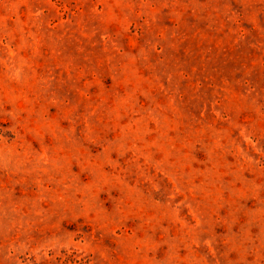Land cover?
Here are the masks:
<instances>
[{"label":"rangeland","instance_id":"1","mask_svg":"<svg viewBox=\"0 0 264 264\" xmlns=\"http://www.w3.org/2000/svg\"><path fill=\"white\" fill-rule=\"evenodd\" d=\"M0 264H264V0H0Z\"/></svg>","mask_w":264,"mask_h":264}]
</instances>
